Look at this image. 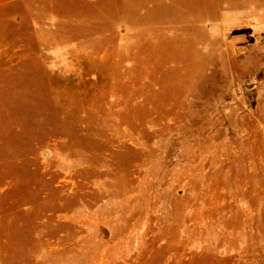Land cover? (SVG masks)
I'll list each match as a JSON object with an SVG mask.
<instances>
[{
	"label": "rangeland",
	"instance_id": "374dc122",
	"mask_svg": "<svg viewBox=\"0 0 264 264\" xmlns=\"http://www.w3.org/2000/svg\"><path fill=\"white\" fill-rule=\"evenodd\" d=\"M27 4L0 20V264H264V0Z\"/></svg>",
	"mask_w": 264,
	"mask_h": 264
},
{
	"label": "crops",
	"instance_id": "0c3cea01",
	"mask_svg": "<svg viewBox=\"0 0 264 264\" xmlns=\"http://www.w3.org/2000/svg\"><path fill=\"white\" fill-rule=\"evenodd\" d=\"M30 1L32 0H0V20L2 17L5 19L11 11L18 10L21 6L24 7V10L27 9L28 13H31L32 6L27 4Z\"/></svg>",
	"mask_w": 264,
	"mask_h": 264
}]
</instances>
